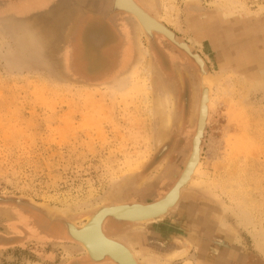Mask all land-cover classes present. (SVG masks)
I'll return each mask as SVG.
<instances>
[{"label":"rangeland","instance_id":"1","mask_svg":"<svg viewBox=\"0 0 264 264\" xmlns=\"http://www.w3.org/2000/svg\"><path fill=\"white\" fill-rule=\"evenodd\" d=\"M73 1L0 0V222L16 210L31 236L25 247L0 242V264H99L74 250L64 223L79 227L96 204L164 196L196 131L195 62L110 13L111 0ZM136 1L219 79L180 204L147 224L107 219L104 231L160 260L187 249L193 264L208 253L210 264H264V0ZM161 91L172 101L168 127Z\"/></svg>","mask_w":264,"mask_h":264},{"label":"bare ground","instance_id":"2","mask_svg":"<svg viewBox=\"0 0 264 264\" xmlns=\"http://www.w3.org/2000/svg\"><path fill=\"white\" fill-rule=\"evenodd\" d=\"M118 4L121 7L130 9V10L139 9V10L144 12L145 16H141L139 14L137 15L138 19H139V22H138V20H136V18L132 17V19L134 20V22H135V24H136V26H137V28H138L140 33L146 35L144 29H147L149 31L155 30L156 28L159 29V26H158L159 24H157V22L158 23H160V22L158 20H156L153 16H151L147 11H145L144 8L136 0H119ZM141 52H142L143 55H146V56L148 54V52H147L145 47H142ZM147 74L150 75V71H148L146 73V76H147ZM217 79H219V78H217ZM217 79L213 80V79H210V77H207V82L210 83V84L208 83L209 84L208 86H210V88H211L212 85L214 83H216ZM126 85H128V83L124 84L122 86V88L120 87L119 89L123 90V87L125 88ZM201 86H202V83L200 81V93H199V96L197 95L198 98L194 99V102L192 104V110H191V113L194 114V116H196V129H197L198 124L200 123V120H201V118L203 116L204 107L206 106L207 115H208L209 106H210V102H211L209 100L210 102L207 105V102H208V97L206 96L207 91L206 90H202ZM210 92H211V89H210ZM157 98H158V100L156 101L157 102V107L159 108V110L160 109L164 110V114L161 113L162 111L160 113L163 114L164 123H165L166 127H168L171 124V118H172V101H171V97H170L169 94L165 93L164 91L163 92L161 91L159 97H157ZM194 145H195V143H194ZM194 145H193V139H192V141H191V149H190L189 155H188V157L186 159V163H185V165L183 167V170H182V172L179 175V178L177 180V182L179 181V183L176 182L161 199L152 201L150 203H130V204H128V203H116V204H114L113 203V204H110V205L101 204L100 206H98V204H96L97 207H95L92 210L91 214L89 215V217L86 219L85 222H88L90 220V218L92 216H94V214L96 215V212H99L101 209H110L111 208V210H109V211L111 213H113L114 216H116L118 218L125 219V218H129V217H131V218L132 217H137L138 214H135L136 211H138L139 209H140L139 211H141V209H146V206L153 205L156 202H160L161 200H164L165 197H167V200L166 201H162L164 203V206H165L166 203H168L167 206H169L172 203V201L178 199L177 202L175 203V205L170 207L167 210V213L164 214L161 218H164L165 216H167V214H169L172 210H174L176 208V206L179 205L180 202H181L180 201L181 200V193L180 192H182L181 190L183 189V185H182L183 183L182 182L186 181L187 180V176L190 175V173H189L190 170L189 169L185 171V168H186L187 164H189V162H190V156H192V158H193V159H191V163L189 164V166H191V168H193V173H192L193 175L191 174L192 177L194 175H196V173L198 172V168H199L200 163H198L195 166V163H193V161H194L193 155L194 154L191 155L192 147ZM192 177H190V181L188 179L189 182H192L191 181ZM198 185H200V186L201 185H205V183L201 181ZM200 186H199V189H200ZM203 188H206V187H203ZM161 203H160V205L154 207V209H152V208H149V209L157 211L156 209H161V205H162ZM133 205H140V206L130 208ZM161 218H159V219H161ZM107 219H112V220L116 221L115 218H112V217H106L105 220L102 221V223H101V234L105 238L104 242L101 241V239L99 238V235L97 234V232H95V229L93 228L92 225H89V226L85 227V229L83 231H81L80 233H77L76 230H79L80 228L85 226L86 223L80 224L79 227L76 226L75 224L71 223L72 225H74V227H73L74 229L70 230V234L73 237H75L76 239L83 241L84 244L87 247V248H84V246H82V244H78L77 243L76 244L77 248H75L74 250L77 251L80 254H85L86 257L89 259L90 256L91 257L98 256L102 251H106V253H110V252L112 253L114 251L112 245L113 244H117V245H120L123 248H125L127 250V252L131 255L133 261H135V263H137V264H171L173 261L175 262V261H182V260L185 261L184 264H193V262H191L189 260H185V258L188 257L187 256V254H188V250L187 249L178 250L177 252H175L173 254L171 253L172 255L171 256L169 255V257L166 258L165 260H160V259H157V258H155L153 256L144 254L142 252L143 250H138V248H139L138 246H136V248H135L133 246V244L131 242H129V240H127V238L123 239V238H114V237L109 236L104 231V228H103V224H104V222ZM95 220H96V218H95ZM154 221H156V220H154ZM116 222H121V221H116ZM150 222H153V220L152 221H146L144 223H136L135 225L147 224V223H150ZM189 239L191 241H194V240H196V237L194 235L190 234ZM190 240L188 242H190ZM203 258H202L203 262H201V264H204V262L206 264H210L213 261L216 262V260L213 259V257L211 256L210 253H208L206 256H203ZM107 260H108V258H104L103 261H107ZM103 261H101V262H103ZM99 264H100V262H99Z\"/></svg>","mask_w":264,"mask_h":264},{"label":"water","instance_id":"3","mask_svg":"<svg viewBox=\"0 0 264 264\" xmlns=\"http://www.w3.org/2000/svg\"><path fill=\"white\" fill-rule=\"evenodd\" d=\"M118 1L119 0H111L110 1V5H109V8H108V11L110 13H117V12H120V13H123V14H126V15H129L131 17H134L136 18V20H138L139 22V19H138V14L141 15V16H145L144 15V12L139 10V9H134V10H130V9H127V8H124V7H121L119 4H118ZM58 2L60 4H63L65 2H70V3H74L75 1L73 0H58ZM159 24V29L156 28L155 30H147V29H144L145 30V34L147 36V38H152L154 34L156 35H159V36H162L163 38H165L166 40H168L169 42H171L172 44H174L177 48L181 49L183 52H185L194 62L195 64L198 66L199 70H200V80H201V83H202V90H206L207 93H206V96L208 97V102H207V105L208 103L210 102V86H208L210 83L207 82V76H206V72H205V64L204 62L202 61V59L199 57V55L193 53L190 49V47L188 45H186L185 43H180L176 40L175 38V35L174 33H172L169 29H167L166 27H164L161 23H158ZM209 83V84H208ZM207 110H206V106L204 107V113H203V116L200 120V123L198 124V127L196 129V132H195V135H194V138H193V145L195 143V145L192 147V153L191 155H193L194 157V161L193 163H195V166L200 162V154H201V141H202V138H203V134H204V129H205V126H206V119H207ZM191 159L192 156H190V162L189 164L191 163ZM189 164H187L186 168H185V171L186 170H190V175L187 176V180L182 182L181 184L183 185V189L181 191H184L185 188L188 186V182L190 181V177H192V173H193V168H191V166H189ZM192 174V175H191ZM189 179V181H188ZM179 183V181L177 182ZM182 193V192H180ZM167 200V197L164 198V200H161L160 202H156L155 204L153 205H149V206H146V209H141V211H136L135 214H138L137 217H129V218H125V219H122V218H118L116 216H114L113 213H111L109 210L110 209H101L99 212H96V215L94 214V216H92L90 218V220L88 222H85V226H83L82 228H80L79 230H76L77 233H80L81 231H83L85 229V227L89 226V225H92L93 228L95 229V232H97V234L99 235V238L101 239L102 242L105 241V238L102 236L101 234V223L103 220H105L106 217H112V218H115L116 221H121V222H125V223H129V224H136V223H144L146 221H154V220H158L159 218H161L164 214L167 213V210L174 206L175 203L177 202V200H174L172 201V203L168 205V203L165 204L164 206V203L162 201H166ZM17 204H20L22 201L20 199H17ZM162 202V203H161ZM30 206H35V207H41L40 205L36 204V203H32V202H28ZM160 203L162 204L161 205V209H156L157 211H154L152 209H154V207L160 205ZM137 206H140V205H133L131 206L130 208H133V207H137ZM149 208H152V209H149ZM167 208V209H166ZM96 218V220H95ZM143 221V222H142ZM64 227H65V230H66V234L68 236V238L74 242V243H78V244H82V246H84V248H87L86 245L84 244L83 241L81 240H78L76 239L75 237H73L71 234H70V230H73L74 228V225H72L71 223L69 222H65L64 223ZM86 242V241H85ZM114 251L111 253H106V251H102L98 256L96 257H89V261L92 262V263H99L101 261L104 260V258H108V260L110 262H112L113 264H137L135 263V261H133L131 255L127 252V250L125 248H123L122 246L120 245H117V244H113L112 245ZM115 247V248H114Z\"/></svg>","mask_w":264,"mask_h":264},{"label":"flooded vegetation","instance_id":"4","mask_svg":"<svg viewBox=\"0 0 264 264\" xmlns=\"http://www.w3.org/2000/svg\"><path fill=\"white\" fill-rule=\"evenodd\" d=\"M125 50L126 51L123 53V57H122V60H123V62H122L123 65L122 66L123 67L125 66V64H127L128 60L130 58V55H131L130 54V49L129 50L128 49H125ZM177 180L175 181V183L177 182ZM186 190L187 189H185L184 191H182L181 198H182V195L184 194V192H186ZM161 198H159V199H161ZM140 203H143V202H140ZM7 216H9V217L8 218H5V221L6 222L5 221L4 222H2V221L0 222V229H1L0 230V242L3 241V242H7L8 243V245H4V246L2 245V247H7V246H9V247H11V246L23 247L24 246L25 247L24 243L26 242L27 239H31V236H26L25 237L24 236V234H25L24 233V229H22L21 226H20V223L17 222V221H19V222L22 221L23 220L22 218L24 217V215H22L19 212L17 213L16 210L15 211L13 210V211H10ZM18 217H21V219H18ZM55 234H60V231H57L56 230L55 231ZM36 237L40 241H44L45 239H48L45 235H41V234L39 236H36ZM0 247H1V245H0ZM38 253H39L38 261L39 262L40 261H43L44 262L45 257H47V253H45V251L43 249H39L38 250Z\"/></svg>","mask_w":264,"mask_h":264},{"label":"crops","instance_id":"5","mask_svg":"<svg viewBox=\"0 0 264 264\" xmlns=\"http://www.w3.org/2000/svg\"><path fill=\"white\" fill-rule=\"evenodd\" d=\"M113 26V25H112ZM106 27H107V25H106ZM109 29H111L110 27H109ZM126 44V41H124V45ZM125 49H128L127 47H125L124 48V50H123V52H122V57H123V53L126 51ZM110 50V49H109ZM109 50H107V52L109 51ZM110 53H112V52H110ZM122 62H123V60H122V58H121V61H119V63H118V65L120 66L121 65V68L123 67L122 65ZM191 235H193V234H191ZM197 240V239H196ZM191 242V241H190ZM150 254V253H149ZM156 258V257H155Z\"/></svg>","mask_w":264,"mask_h":264}]
</instances>
